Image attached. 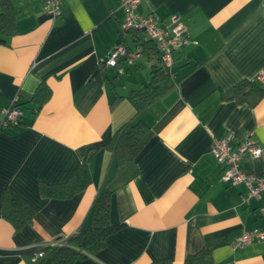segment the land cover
Returning a JSON list of instances; mask_svg holds the SVG:
<instances>
[{
  "label": "crops",
  "instance_id": "1",
  "mask_svg": "<svg viewBox=\"0 0 264 264\" xmlns=\"http://www.w3.org/2000/svg\"><path fill=\"white\" fill-rule=\"evenodd\" d=\"M8 1L18 32L0 46V264H29L48 244L86 228L104 188L114 189L110 218L121 227L75 264H185L204 248L213 264H264V242L232 248L245 231H264V194L244 203L246 187L222 183L210 152L213 138L233 132L237 148L251 133L262 154L245 156L243 168L264 175V97L238 99L248 83L264 88L257 83L264 0L141 1L139 13L161 24L179 15L191 44L174 53L175 87L141 115L152 138L123 163L105 146L135 117L132 92L162 65L153 43L121 32V0H62L57 20L45 12V0ZM120 43L132 53L140 48V56L105 66ZM42 84L51 96L39 105L33 97ZM15 100L20 125L3 126ZM82 165V190L67 199L42 195V185L64 184ZM7 188L36 209L19 231L2 216Z\"/></svg>",
  "mask_w": 264,
  "mask_h": 264
},
{
  "label": "trees",
  "instance_id": "2",
  "mask_svg": "<svg viewBox=\"0 0 264 264\" xmlns=\"http://www.w3.org/2000/svg\"><path fill=\"white\" fill-rule=\"evenodd\" d=\"M0 6L1 46L6 44L7 39L17 34L18 31L11 3L8 0H0ZM121 32L141 34V32ZM150 42L151 44L153 43L151 49L158 51L160 54L156 44L151 40ZM146 44L148 43L143 44L142 47ZM248 84L249 90L242 92L238 96L240 101H244L250 94H258V98L264 97V88L256 83ZM175 85L173 67L170 71L161 65L156 66L155 70L151 72L150 80L145 87L132 92V98L137 108L135 117L116 131L113 138L105 146L111 151L118 163L132 162L148 144L153 132L141 119V115L159 98L172 90ZM232 95H229V97H233ZM50 96V89L45 84H42L34 95L33 100L42 105ZM85 171L86 169L82 165L76 175L68 182L57 186L42 185V195L56 199L72 197L88 184V180L84 176ZM113 192V188L100 190L91 206L87 227L64 240L60 239V244L45 246L37 252H41L42 256L34 260L36 253L29 260V264H75L77 261L86 259L90 254H95L102 250L106 245L107 237L121 227L113 224L110 218ZM35 215L36 209L26 199L14 189H6L2 202V216L13 225L16 231L30 225ZM185 264H213L211 251L204 248L197 253L190 254L187 256Z\"/></svg>",
  "mask_w": 264,
  "mask_h": 264
},
{
  "label": "built area",
  "instance_id": "3",
  "mask_svg": "<svg viewBox=\"0 0 264 264\" xmlns=\"http://www.w3.org/2000/svg\"><path fill=\"white\" fill-rule=\"evenodd\" d=\"M142 0H121L120 9L123 12L121 19V29L124 32H141L153 41L160 51L162 65L172 70L174 65V53L180 48L191 44L187 31L179 15H174L169 24H161L159 18L154 14L143 16L139 13V6ZM44 10L54 20L62 16V0H45ZM141 49L129 52L125 44L120 43L111 51L104 65L117 68L122 58L136 59L140 56ZM257 83L264 85V71L257 77ZM22 112L15 100L12 105L3 112V126L17 127L20 125ZM236 135L228 133L221 138H213L210 145V152L222 167L221 181L228 185H244L247 189V196L243 202L247 203L251 199H260L264 194V175H257L246 172L243 168V159L250 156L253 159L260 158L261 148L253 139L251 133L246 134L234 148ZM260 213L264 215V198L260 207ZM60 241H54L48 245L55 246ZM253 242H264V231H245L241 236L232 241L234 250L241 249ZM42 253H37L34 260L41 257Z\"/></svg>",
  "mask_w": 264,
  "mask_h": 264
},
{
  "label": "rangeland",
  "instance_id": "4",
  "mask_svg": "<svg viewBox=\"0 0 264 264\" xmlns=\"http://www.w3.org/2000/svg\"><path fill=\"white\" fill-rule=\"evenodd\" d=\"M142 35H145V34H143V33H141Z\"/></svg>",
  "mask_w": 264,
  "mask_h": 264
}]
</instances>
